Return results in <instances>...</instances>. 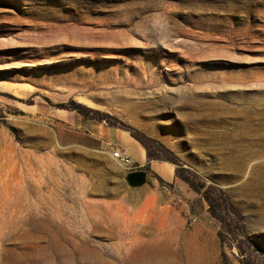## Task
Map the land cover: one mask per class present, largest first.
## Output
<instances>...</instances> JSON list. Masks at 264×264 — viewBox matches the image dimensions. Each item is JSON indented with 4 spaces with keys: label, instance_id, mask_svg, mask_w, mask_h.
I'll use <instances>...</instances> for the list:
<instances>
[{
    "label": "rangeland",
    "instance_id": "obj_1",
    "mask_svg": "<svg viewBox=\"0 0 264 264\" xmlns=\"http://www.w3.org/2000/svg\"><path fill=\"white\" fill-rule=\"evenodd\" d=\"M59 115L127 133L204 206L147 168L141 198ZM154 237L187 246L174 264H264V0H0V264Z\"/></svg>",
    "mask_w": 264,
    "mask_h": 264
},
{
    "label": "crops",
    "instance_id": "obj_2",
    "mask_svg": "<svg viewBox=\"0 0 264 264\" xmlns=\"http://www.w3.org/2000/svg\"><path fill=\"white\" fill-rule=\"evenodd\" d=\"M57 120L59 122L57 121L54 124L53 130L63 146L78 145L92 152H104L109 148L118 149L135 167L133 171L147 168L148 172L156 174L165 182L171 184L174 190L178 192L179 199L184 198L196 207L204 206L203 198L192 192L185 184L178 182L171 168L160 161L150 160L146 151L127 133L110 126L73 116L59 115ZM124 169L126 172L131 170L127 167H124ZM126 172L123 173L122 177ZM142 187L141 198L151 197L159 191L158 187L151 189L148 183Z\"/></svg>",
    "mask_w": 264,
    "mask_h": 264
},
{
    "label": "bare ground",
    "instance_id": "obj_3",
    "mask_svg": "<svg viewBox=\"0 0 264 264\" xmlns=\"http://www.w3.org/2000/svg\"><path fill=\"white\" fill-rule=\"evenodd\" d=\"M144 230L145 229L142 228V231H144ZM155 237L158 238V235ZM155 237H154V240L152 242L149 241L150 243H130L131 248H126L125 251H123V249H119V247H116V246H114L115 248H112V249L116 253H119V252L125 253L126 252V255L123 254V257L120 260V264H174V263H178L182 260V257H183L182 254L187 252V249H186L187 246L185 247V245L183 244L185 242V240L183 238H181L179 240L182 242L183 246L182 247H175L174 240H159V239H155ZM61 243L63 244L64 242L62 241ZM76 246H77V249L74 248V250L72 249L73 251H69L68 249H66L65 247H62L61 244H58V242L55 241L54 243H52L51 248H52L53 253H56V251L61 252V256L63 255L66 257L67 255L72 254V252H74L77 255L83 256V250L80 248L79 245H76ZM90 252L93 255H95L93 260H95L96 258H97V260H99V257H100L99 254L100 253L97 255V252L95 253L92 250ZM59 255H60V253H59ZM52 256H55L56 258L58 257V256L53 255V254H52ZM65 257H64V260H66ZM67 259H68V257H67ZM58 260H60V258ZM64 260H62V261H64ZM64 263H66V261H64Z\"/></svg>",
    "mask_w": 264,
    "mask_h": 264
},
{
    "label": "water",
    "instance_id": "obj_4",
    "mask_svg": "<svg viewBox=\"0 0 264 264\" xmlns=\"http://www.w3.org/2000/svg\"><path fill=\"white\" fill-rule=\"evenodd\" d=\"M125 186L131 189H137L144 186L147 183V172L143 169L137 171H128L122 177Z\"/></svg>",
    "mask_w": 264,
    "mask_h": 264
},
{
    "label": "built area",
    "instance_id": "obj_5",
    "mask_svg": "<svg viewBox=\"0 0 264 264\" xmlns=\"http://www.w3.org/2000/svg\"><path fill=\"white\" fill-rule=\"evenodd\" d=\"M111 155L117 163L124 165L125 167L131 169V171L134 170L135 167L130 163L129 159L124 156L118 149L111 148Z\"/></svg>",
    "mask_w": 264,
    "mask_h": 264
},
{
    "label": "trees",
    "instance_id": "obj_6",
    "mask_svg": "<svg viewBox=\"0 0 264 264\" xmlns=\"http://www.w3.org/2000/svg\"><path fill=\"white\" fill-rule=\"evenodd\" d=\"M184 181L187 182L186 180H184ZM187 183H188V185H189L190 187H192L191 184H190L189 182H187Z\"/></svg>",
    "mask_w": 264,
    "mask_h": 264
}]
</instances>
